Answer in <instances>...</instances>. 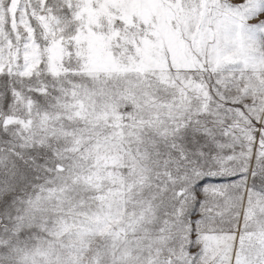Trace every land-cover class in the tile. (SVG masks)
I'll use <instances>...</instances> for the list:
<instances>
[{
    "label": "snow or ice",
    "instance_id": "1",
    "mask_svg": "<svg viewBox=\"0 0 264 264\" xmlns=\"http://www.w3.org/2000/svg\"><path fill=\"white\" fill-rule=\"evenodd\" d=\"M0 264H264V0H0Z\"/></svg>",
    "mask_w": 264,
    "mask_h": 264
}]
</instances>
